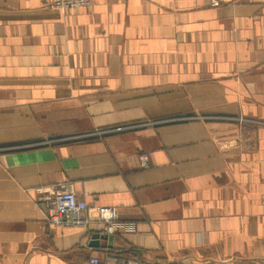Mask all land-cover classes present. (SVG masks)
Returning <instances> with one entry per match:
<instances>
[{
  "label": "crops",
  "instance_id": "crops-1",
  "mask_svg": "<svg viewBox=\"0 0 264 264\" xmlns=\"http://www.w3.org/2000/svg\"><path fill=\"white\" fill-rule=\"evenodd\" d=\"M45 2L0 0V264H264V0Z\"/></svg>",
  "mask_w": 264,
  "mask_h": 264
},
{
  "label": "built area",
  "instance_id": "built-area-1",
  "mask_svg": "<svg viewBox=\"0 0 264 264\" xmlns=\"http://www.w3.org/2000/svg\"><path fill=\"white\" fill-rule=\"evenodd\" d=\"M215 5V3H213ZM92 0H46L44 6L47 9L58 11L62 14L69 10L89 8ZM141 168L148 167V156H139ZM41 199L46 204L45 223L49 228L59 227H79L89 223L85 215L87 205L84 200L78 198L68 184L48 187L43 191ZM98 218L102 222L99 234L107 235L112 233L115 226V212L111 208L100 207L97 209ZM140 264L136 257L126 254H107L102 259L90 257L86 264Z\"/></svg>",
  "mask_w": 264,
  "mask_h": 264
},
{
  "label": "water",
  "instance_id": "water-1",
  "mask_svg": "<svg viewBox=\"0 0 264 264\" xmlns=\"http://www.w3.org/2000/svg\"><path fill=\"white\" fill-rule=\"evenodd\" d=\"M101 238L102 237L99 234H93L92 237H91V240L89 242V247L98 248L99 247V240ZM103 238H104V236H103Z\"/></svg>",
  "mask_w": 264,
  "mask_h": 264
}]
</instances>
